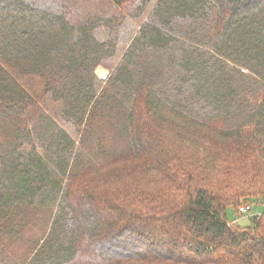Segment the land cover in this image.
<instances>
[{"label": "trees", "instance_id": "1", "mask_svg": "<svg viewBox=\"0 0 264 264\" xmlns=\"http://www.w3.org/2000/svg\"><path fill=\"white\" fill-rule=\"evenodd\" d=\"M259 204L264 0H0V264H264Z\"/></svg>", "mask_w": 264, "mask_h": 264}, {"label": "rangeland", "instance_id": "2", "mask_svg": "<svg viewBox=\"0 0 264 264\" xmlns=\"http://www.w3.org/2000/svg\"><path fill=\"white\" fill-rule=\"evenodd\" d=\"M100 76L101 77L105 76V72L103 70L100 71ZM263 211H264L263 207L259 204V205H255L252 208V211H250V212L248 211L247 214H250V216H238L230 208H228L226 210L225 214L227 215V218H228L229 222L236 223L237 225L242 226V227H247V226L251 225L252 217L260 216ZM42 218H44V217H42ZM35 227H37V226H33V228H35ZM33 228L31 230H29V231H32ZM36 233H38V232L34 233V231H33V232L28 234V237H33ZM15 250H16L15 251L16 254H19L20 248H17Z\"/></svg>", "mask_w": 264, "mask_h": 264}, {"label": "built area", "instance_id": "3", "mask_svg": "<svg viewBox=\"0 0 264 264\" xmlns=\"http://www.w3.org/2000/svg\"><path fill=\"white\" fill-rule=\"evenodd\" d=\"M248 210H249L248 208L242 207V208L239 209V213L244 215V216H250V214H247Z\"/></svg>", "mask_w": 264, "mask_h": 264}]
</instances>
